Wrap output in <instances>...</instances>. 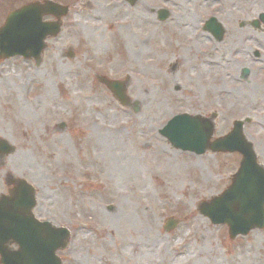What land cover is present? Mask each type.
Masks as SVG:
<instances>
[{
    "label": "rangeland",
    "instance_id": "obj_1",
    "mask_svg": "<svg viewBox=\"0 0 264 264\" xmlns=\"http://www.w3.org/2000/svg\"><path fill=\"white\" fill-rule=\"evenodd\" d=\"M97 11L96 23L91 21L95 13L86 15L71 5L38 66L12 60L0 66V88L12 92L28 86L35 94L49 92L50 125L67 124L60 135H50L55 154L48 201L40 211L70 230L67 248L58 252L62 264H264V227L230 238L227 226L211 224L196 210L230 183L239 157L181 151L159 135L171 115L198 110L185 98L189 89L174 94L165 89L166 79L133 78L127 89L136 103L133 111L97 82V51L110 43L111 32L106 10ZM56 47L74 48L84 56L59 57ZM144 80L146 91L140 84ZM257 147L264 150L263 143ZM80 157L87 163L82 162V169ZM259 160L264 164V156ZM79 170L85 177L93 175L94 189H78ZM54 175L68 181L60 184ZM171 217L178 223L165 230Z\"/></svg>",
    "mask_w": 264,
    "mask_h": 264
},
{
    "label": "flooded vegetation",
    "instance_id": "obj_2",
    "mask_svg": "<svg viewBox=\"0 0 264 264\" xmlns=\"http://www.w3.org/2000/svg\"><path fill=\"white\" fill-rule=\"evenodd\" d=\"M44 1L69 9L74 5L86 15L95 13L91 21L96 23L101 14L97 9L106 10L110 43L97 51L101 57L96 79L126 80V90L133 78L148 77L166 79L170 93L188 88L185 98L198 109L193 113L213 121V138L228 134L234 123L242 121L257 157L264 156L257 147L264 144V0H0V25L9 11ZM52 20L51 15L42 17V21ZM64 51L55 48L59 57L84 56L74 48ZM10 60L36 65L34 60L10 57L0 59V66ZM144 82L140 81L141 89L146 91ZM48 93L35 94L28 86L12 92L0 88V198L13 195L14 210L26 216L33 193L32 212L39 220H48L40 211L48 201L50 159L55 154L50 135H60L67 126L64 121L50 125ZM219 125L223 126L216 133ZM82 162L87 164L80 157L79 169ZM88 174L85 177L79 170L75 178L80 191L95 188L96 180ZM53 177L60 184L68 181L64 175ZM77 215L83 216L81 209Z\"/></svg>",
    "mask_w": 264,
    "mask_h": 264
},
{
    "label": "water",
    "instance_id": "obj_3",
    "mask_svg": "<svg viewBox=\"0 0 264 264\" xmlns=\"http://www.w3.org/2000/svg\"><path fill=\"white\" fill-rule=\"evenodd\" d=\"M49 6L33 3L8 14L0 27V56L20 54L29 57L40 53L43 39L55 35L59 28V23H42L41 16L50 10L57 16L66 13L64 7L52 4L49 9ZM104 83L121 103L126 102L121 82L104 80ZM237 127L239 129L240 125ZM211 131V126H204L200 117L183 113L172 117L161 133L173 147L197 154L206 149L241 153L239 168L228 188L209 202L198 203L197 209L212 224H227L231 238L245 235L264 224V168L256 162L252 144L244 140L240 132L239 136L235 135L236 139L231 133L210 142ZM8 205L7 199L0 201V264H61L56 251L66 247L69 231L46 221L40 222L32 214L16 219L14 211L5 209ZM174 225L175 221L169 219L166 228ZM10 244H16L17 248L10 249Z\"/></svg>",
    "mask_w": 264,
    "mask_h": 264
}]
</instances>
